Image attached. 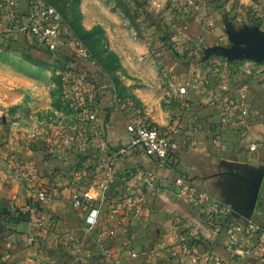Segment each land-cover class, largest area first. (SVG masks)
I'll list each match as a JSON object with an SVG mask.
<instances>
[{
  "label": "crops",
  "instance_id": "crops-1",
  "mask_svg": "<svg viewBox=\"0 0 264 264\" xmlns=\"http://www.w3.org/2000/svg\"><path fill=\"white\" fill-rule=\"evenodd\" d=\"M260 10L264 11V2ZM216 19L210 16L204 26L190 23L178 39L189 45L188 41L202 38L205 48L217 44L224 26ZM165 47L159 49V62L172 80L175 105L163 107V113L161 103L144 102L153 126L171 132L179 145L178 153L165 164L127 149L129 135L123 117L107 94L99 114L107 140L97 155L84 136L70 142L83 150L78 152L65 143L45 145L43 138L19 136L12 115L8 130L0 128V264H179L180 248L186 249L184 238L183 245H176L179 234L192 239L191 246L200 258L211 253V260L222 264H264L256 237L250 239L242 232L237 246L228 248L222 225L212 227L199 208L171 187L177 175L186 176L231 207V222L252 221L264 227V62L201 57L184 66ZM79 65L91 74L95 71L88 62ZM180 88H185V94L179 93ZM1 98L0 103L13 105L12 96ZM183 101L188 108L181 107ZM240 123L246 128L243 135L238 130ZM107 159L113 160L115 180L106 186ZM148 174L150 184L143 185ZM37 179L57 186L54 197L37 200ZM141 187V214L131 217L118 233L106 236L110 224L106 214L113 206L119 208L121 191L135 193ZM77 189H87L93 197L90 205L97 212L92 224L86 222L87 204L72 206ZM22 208L34 214L16 221L14 214ZM75 247L83 262L77 261Z\"/></svg>",
  "mask_w": 264,
  "mask_h": 264
},
{
  "label": "rangeland",
  "instance_id": "rangeland-1",
  "mask_svg": "<svg viewBox=\"0 0 264 264\" xmlns=\"http://www.w3.org/2000/svg\"><path fill=\"white\" fill-rule=\"evenodd\" d=\"M44 1L54 6L69 29L84 40L94 62V76L102 72L122 97L143 105L150 120L152 116L145 99L154 106L161 103L159 107L163 113V107L175 105L171 94L172 80L159 62L162 46L169 47L173 39L183 50L193 52L191 59L178 58L188 66L215 47L232 46L228 33L237 35L253 27L264 32V11L260 10L263 0ZM23 3L25 0H0V30L16 10L14 5L22 6ZM210 16L214 20L216 17L215 22L224 26L216 38L217 44L205 48L202 38L188 41L189 45L180 42L178 38L184 32L183 28L190 23L204 26ZM168 50L175 57L172 50ZM209 58L225 60L221 52L211 54L206 61ZM65 61L40 51H33L29 56L20 48L0 43V96L2 100L7 96L14 100L10 107L0 103L2 131L8 130L6 125L12 115L16 134L23 133L26 138L28 134H34L43 138L45 145L62 144L66 138L71 142L86 135L90 139L94 137L83 124L81 100L75 99L67 89L69 73ZM22 140L19 139L18 145ZM182 238L186 249L180 248L179 264H222L201 260L200 253L194 252L189 236L179 234L178 247L183 245Z\"/></svg>",
  "mask_w": 264,
  "mask_h": 264
},
{
  "label": "built area",
  "instance_id": "built-area-1",
  "mask_svg": "<svg viewBox=\"0 0 264 264\" xmlns=\"http://www.w3.org/2000/svg\"><path fill=\"white\" fill-rule=\"evenodd\" d=\"M14 8L16 10L13 15L5 21L4 28L0 30V37L13 41L23 38L25 39V48L38 50L53 59L61 57L66 60L69 73L66 86L73 97L75 99L79 98L82 102L84 107L83 124L88 133L91 132L94 136L90 139L86 135V138L95 155L101 152L107 140L106 130L99 123L101 103L105 94L108 95L112 105L123 117L125 130L129 135L128 150H138L147 157H154L160 164H165L170 156H175L178 153L179 145L173 138V134L171 135V132L167 131V133L155 128L143 108L133 100L122 97L116 88L107 81L102 72L94 76L79 65V62L94 63L92 56L81 40L69 29L54 6L44 0H25L22 6L14 5ZM169 48L177 58L191 59L194 57L193 52L183 50L173 39L170 41L169 47L167 45L165 47L166 50ZM95 77L99 80L97 81ZM185 92V88L179 89L180 94H185ZM180 105L185 109L189 107V104L185 101L181 102ZM241 107V110L244 111L245 107ZM245 129L244 124L240 123L238 130L241 135L245 133ZM28 135V137L36 140L34 134ZM69 141L68 138L64 140L69 150L75 152L83 151L78 144L70 145ZM254 149L255 145H251L250 150ZM104 165L108 172L106 176L107 186L111 185L115 180L114 174L111 172L113 160L107 159ZM24 178L27 179V176L25 175ZM149 178L150 174L143 179V185L150 184ZM126 179L125 176L121 178L123 181ZM171 187L177 196L184 198L190 205L199 208L206 221L212 227L217 229L222 225L228 238V248L237 246L239 234L247 232L250 239L256 237L255 242L260 251L264 253V227L260 224L252 221L245 223L231 222V207L212 198L186 176L177 175ZM34 193L39 202L53 197L36 184ZM143 196V187L139 188L135 193L120 195L117 201L119 208L113 206L106 214L105 220L110 222L108 229L104 232L106 236L118 233L121 228L127 226L131 217L141 214ZM92 199L93 197L87 189H77L72 194L71 201L74 208H80L87 204L86 206L89 208L87 224L93 223V214L97 212L95 208H92L93 205H90L92 204ZM18 211L30 216L34 214V210L30 208H22ZM29 243H34V241L29 240ZM79 252V248L75 247L74 253L77 254V261L83 262L84 260ZM200 259L209 261L212 259V254L206 253Z\"/></svg>",
  "mask_w": 264,
  "mask_h": 264
},
{
  "label": "water",
  "instance_id": "water-1",
  "mask_svg": "<svg viewBox=\"0 0 264 264\" xmlns=\"http://www.w3.org/2000/svg\"><path fill=\"white\" fill-rule=\"evenodd\" d=\"M228 38L232 46L215 47L209 53L206 52L203 60H206L211 54L218 55V52H221L222 57L228 62L251 61L256 64L264 62V32L258 27L244 29L237 35L228 33Z\"/></svg>",
  "mask_w": 264,
  "mask_h": 264
},
{
  "label": "trees",
  "instance_id": "trees-1",
  "mask_svg": "<svg viewBox=\"0 0 264 264\" xmlns=\"http://www.w3.org/2000/svg\"><path fill=\"white\" fill-rule=\"evenodd\" d=\"M74 34L81 40V42L84 44V46L90 52V50L87 47V45L85 44L84 40L80 36H78L75 32H74ZM1 42L9 44L12 47H16V48L22 49V51H24V53L28 54L29 56H31V53L33 51H36V50H32L31 48H25V39H23V38H18L17 41H13V40H9V39L0 37V43ZM90 54H91V52H90ZM195 128H196V126H195ZM35 184L39 188H41L43 191H45L47 193H50L53 197L58 192L57 186L54 183H52L51 181H49V180L43 182V181H40V179H37L35 181ZM121 194L124 196L126 193L124 191H121ZM14 215H15V220L18 221V220L25 219L27 214L22 213L20 211H16Z\"/></svg>",
  "mask_w": 264,
  "mask_h": 264
}]
</instances>
